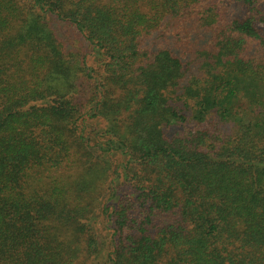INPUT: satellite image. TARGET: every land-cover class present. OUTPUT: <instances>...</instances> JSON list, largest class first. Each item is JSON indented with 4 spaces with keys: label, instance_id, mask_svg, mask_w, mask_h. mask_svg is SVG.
Returning a JSON list of instances; mask_svg holds the SVG:
<instances>
[{
    "label": "trees",
    "instance_id": "trees-1",
    "mask_svg": "<svg viewBox=\"0 0 264 264\" xmlns=\"http://www.w3.org/2000/svg\"><path fill=\"white\" fill-rule=\"evenodd\" d=\"M0 264H264V0H0Z\"/></svg>",
    "mask_w": 264,
    "mask_h": 264
},
{
    "label": "rangeland",
    "instance_id": "rangeland-1",
    "mask_svg": "<svg viewBox=\"0 0 264 264\" xmlns=\"http://www.w3.org/2000/svg\"><path fill=\"white\" fill-rule=\"evenodd\" d=\"M64 30V29H63ZM102 246H104V245H102Z\"/></svg>",
    "mask_w": 264,
    "mask_h": 264
}]
</instances>
